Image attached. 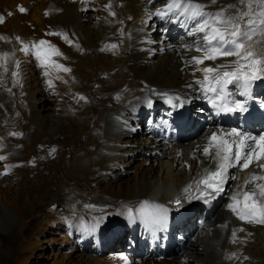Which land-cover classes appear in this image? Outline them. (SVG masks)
Here are the masks:
<instances>
[{
	"label": "bare ground",
	"instance_id": "6f19581e",
	"mask_svg": "<svg viewBox=\"0 0 264 264\" xmlns=\"http://www.w3.org/2000/svg\"><path fill=\"white\" fill-rule=\"evenodd\" d=\"M117 1L124 2L117 10L120 24L125 22L118 31L113 22H103L106 15L104 10L99 8L93 12L82 0H0V12L5 13L8 9L12 13L0 26V37L7 39V42L0 44L4 57L6 54L13 59V56L19 55L16 37L25 38L24 34L29 29L26 21L33 22L37 29L43 30L48 25L65 27L77 38V46L74 47L59 43L61 55L58 60L60 62L63 57L64 65L69 69L65 77L58 74L55 80L46 83L45 77L40 75L33 63L25 62L19 69V75L14 78L11 77L14 64L7 62L4 65L6 73L0 81V104L5 101V106L0 108V135L6 140L7 151L0 154L4 156V166H8L5 171L9 178L0 181V264H25L23 261L30 258L32 251L41 244L42 235L48 229L54 231L56 227H61L62 213H68L71 224H79L85 239L93 238L97 244L108 242L112 234L107 231V214L117 211L118 217L132 227L133 206L141 199L150 206L153 201H148V196H155V205L172 204L184 193L179 188H185L189 178L198 175L203 165L214 167V164H210V158L202 154L200 146L202 138L215 130L213 123L206 132L186 138L187 141L173 143L168 149L167 142L149 139L145 130L140 133L122 129L119 127L121 118L118 121L115 115L125 114L133 103L140 100L142 91L156 86L165 87L163 94L166 95L175 94L174 88H179L181 94L192 98V103H198L191 110V115L197 116L196 113L201 111L199 104L203 94L198 97L195 90L197 82L204 80L202 69L233 65L235 56H218L215 60L205 59L203 63L196 64L192 58L203 57L206 53L193 49L186 59V67L180 62V59H185L183 52L171 48L169 36L173 37V33L157 34L156 30L163 24L162 19H150L139 0H115V4ZM229 3H238V0H218L217 6L223 8ZM91 5L96 6L95 3ZM20 6L27 7L28 12L19 14L17 7ZM232 12L233 9L228 10V13ZM128 14L133 15V21L124 20ZM141 17L145 20V26L148 22L147 27L154 30V38L163 41V45L158 46V50L146 59L136 42L134 29V22ZM176 25L181 26L179 22ZM121 33L124 37H121ZM202 35L192 36L194 48L201 43ZM250 43H254L257 53H264L261 52L264 50V36L256 35ZM113 52L114 56L111 54ZM133 68H137L138 73ZM226 70L229 69H220L221 72ZM208 75L211 78L214 74ZM18 79L23 82L21 87L16 85ZM5 87L10 88L11 95L4 92ZM43 90L50 92L55 102L50 103L48 100L52 97H46ZM18 106L23 109H16L13 118H7L9 114L5 109ZM196 124L200 126V123ZM37 144L44 153L37 148ZM142 148H146V151L142 152ZM139 158L141 162L137 164L132 178L128 180L126 175L123 181L121 174L128 173L124 168ZM252 172L260 174L262 170L252 166L244 172L239 171L237 181L244 179V175L248 179ZM28 174L35 176L38 184L29 182ZM93 181H97L94 189L87 196L83 192L77 206L73 207L78 196L73 183L92 185ZM2 184L4 189L1 188ZM23 186L26 190H22ZM228 190L226 188L224 196L232 204ZM50 191L56 193L49 194ZM190 192L185 195L188 196ZM206 199L205 196L204 200L196 202L205 204ZM107 204L108 207L104 206ZM54 205L60 207L57 214L51 211ZM87 211L92 212L86 214ZM212 213V210L207 212ZM6 218L11 220L6 221ZM227 218V212L222 207L215 214V222ZM233 218L241 220L235 213ZM210 221L207 218L206 222ZM256 225L250 228L253 233L244 250L226 246V237L221 231H215L212 236L200 232L201 238L192 243L184 254L156 262L240 264V260H244L242 264H264V224ZM235 229L244 234L239 226L236 225ZM154 262L142 264H157ZM58 264L65 263L62 261ZM73 264L113 262L81 254Z\"/></svg>",
	"mask_w": 264,
	"mask_h": 264
},
{
	"label": "snow or ice",
	"instance_id": "6c2138e0",
	"mask_svg": "<svg viewBox=\"0 0 264 264\" xmlns=\"http://www.w3.org/2000/svg\"><path fill=\"white\" fill-rule=\"evenodd\" d=\"M82 2L87 3L88 0ZM210 4H217V0H210ZM208 7L209 5L202 3L201 0H165V7L157 9L154 13L150 12L149 16L154 15L169 20L174 18V22H179L181 27L188 29L189 36L203 34L196 50L206 54L203 57H193L192 60L196 64L203 63L205 59L215 60L218 56H235L237 59L233 65L202 69L205 73L204 80L197 83L202 85L206 93H215L216 100L223 101L218 105L222 111H246L245 106L236 101H232L230 106L224 96V90L228 84L235 83L246 92L253 81L264 79V53H257L254 50V43H250L254 36H264V0H238V3H229L217 11H208ZM229 9H233L234 12L228 13ZM19 11L23 13L27 10L19 7ZM8 15L12 13L9 12ZM3 20L4 18L0 16V23H3ZM46 43L47 41L41 40L39 45L31 46L37 49L34 53L37 60L45 59L40 49ZM22 50L28 54L30 46L25 45ZM52 51L59 54L58 49L53 48ZM57 67L61 66L57 65ZM222 68L229 70L221 72ZM64 70L69 71V69ZM209 73L214 75L210 78ZM216 100H213L214 104ZM202 154L211 157L215 167L205 168L202 178L196 181V191L201 194L197 198L206 196L211 199L223 193L227 181L237 178L235 174H230V169L243 171L255 166L262 170L260 174L255 172L249 174L244 185L239 186L242 190L231 197L233 203L228 207L241 220L264 224V133L252 135L238 131L236 128L225 133L221 129L219 136L216 132L211 134L208 142L203 146ZM257 181L262 182L257 183ZM248 185L252 187L248 188ZM191 188L192 185L185 187L184 193H189ZM175 203L179 205L181 200L178 198ZM138 211L144 218L158 222L165 218L168 210L159 205L150 206L145 201Z\"/></svg>",
	"mask_w": 264,
	"mask_h": 264
},
{
	"label": "rangeland",
	"instance_id": "374dc122",
	"mask_svg": "<svg viewBox=\"0 0 264 264\" xmlns=\"http://www.w3.org/2000/svg\"><path fill=\"white\" fill-rule=\"evenodd\" d=\"M139 2H141L144 6H145V9H146V11L148 12V13H152V9H151V5L154 3V2H156V1H154V2H152V0H148V1H144V0H139ZM154 18H156V16H151L150 17V19H153L154 20ZM151 21V20H150ZM29 22H31V21H26V24H27V26L29 27V29H28V33H26V34H24V36H25V38H27V36L29 35V34H33L34 32H37V30L38 29H35V28H33L32 29V27L33 26H35L34 24H33V22H31L30 24H29ZM29 24V25H28ZM31 25V26H30ZM163 25H164V23L161 25V28L163 27ZM0 26H3V24L2 25H0ZM176 26H178V25H176ZM167 34H169V31H167ZM173 37H175V35L173 34ZM172 37V38H173ZM23 65V64H22ZM129 66H131V65H129ZM133 70L136 72V73H138V69L137 68H133ZM30 74V73H29ZM137 76H139L138 74H137ZM1 87V86H0ZM6 88V87H5ZM4 88V89H5ZM9 88V87H8ZM44 88V87H43ZM10 89H9V91H6V90H4V92L5 93H7V94H9V95H11L10 94ZM43 92H44V95L46 96V97H52V99H50V100H48L50 103L51 102H55V100H54V96L50 93V92H45V90H43ZM48 101H45V103H47V104H49V102ZM5 102V101H4ZM2 103V104H0V108L2 107V106H5V103ZM23 109V107L22 106H18V107H16V108H14V109H5L6 110V114H9V115H6V117L7 118H13L12 116H13V112L16 110V109ZM0 147L2 148V149H0V152H2V151H7V143H6V140H4L3 139V135H0ZM37 148L39 149V147H38V144H37ZM40 151H41V149H39ZM143 151H146V148H142V152ZM42 152V151H41ZM33 153H35V151H33ZM42 153H44V151L42 152ZM156 155H159V153L158 154H156ZM0 157H3V159H4V156L3 155H1L0 154ZM139 157H142V156H139ZM3 159H0V181H4V180H7V178H9V174L5 171V167L7 168L8 166H4V163H3ZM140 160H135L132 164H131V166H128V167H125L124 168V170L126 169V170H128V173L126 174V173H122L121 174V179L122 178H125L124 176H126V175H128V180H130L131 178H132V175H134V173H135V169H136V167L138 166L137 164H139L140 162H141V158H139ZM148 164V163H147ZM30 167H33L32 165H29ZM117 171V170H116ZM119 171V170H118ZM7 177V178H6ZM28 178H29V182H33V184H38L37 182L39 181V180H36L37 178L34 176V177H32V175L31 174H28ZM123 181H124V179H122ZM47 182H48V180L47 181H45V183H46V185H47ZM96 182L97 181H93L91 184L92 185H86V184H84V183H82V182H74L73 184H74V186L75 187H77V190H78V196L76 197V199H75V201H74V205H72L73 207H76L77 206V200L79 199V198H81L82 197V195H83V192L85 193V195L87 196L88 195V193L89 192H91L93 189H94V186H95V184H96ZM43 185H44V183H43ZM26 186V185H25ZM25 186H23L22 187V190H26V188H25ZM45 186V185H44ZM81 186V187H80ZM102 187H104L103 185H102ZM1 188L2 189H4L5 187H4V184H2L1 185ZM104 191H106V189H104ZM56 193V192H55ZM55 193H53V191H50V193L49 194H55ZM82 194V195H81ZM51 196V195H50ZM53 196V195H52ZM80 196V197H79ZM116 197H114V199H115ZM111 202H115V200H112ZM46 204H44V206H45ZM76 205V206H75ZM104 206H107L108 207V204L107 205H104ZM51 207L52 206H50V209H51ZM70 207V206H69ZM56 209V210H55ZM71 209H72V207H71ZM74 209V208H73ZM220 209V208H219ZM218 209V210H219ZM60 210V207L59 206H56V205H54L53 206V210H51L52 212H55L56 213V211H59ZM75 210V209H74ZM79 210V209H78ZM77 210V211H78ZM217 210V211H218ZM91 212L92 211H87V212H85L86 214L88 213V214H91ZM60 213H62V212H60ZM47 214H50V212H47ZM57 214V213H56ZM55 214V215H56ZM63 214V222H62V220L60 221L61 222V227L60 228H58V227H56V229L53 231L52 229H48L47 231L48 232H46V233H44V235H42V237H41V239H40V241H41V244L38 246V247H36L33 251H32V256L30 255V258H28L26 261L24 260L23 261V263H25V264H58V262H62V261H64V263L65 264H73V263H76L77 261H78V259L80 258V256H81V254H83V255H89V256H91L92 258H99V259H101V260H104V261H108V259H107V255L108 254H105V255H103L102 257H93L91 254H89V253H87V252H82V251H80V250H75V249H77L76 248V246L74 245V243H73V241H71V240H69L68 238H67V236H66V225L67 224H69L70 223V220H69V222H68V219H69V217L70 216H68V213L65 215L64 213H62ZM107 214V213H106ZM8 216V215H7ZM67 216V217H66ZM16 218V220H20L19 219V217H15ZM106 219H107V226H108V232L109 233H111L112 235H115V234H120L121 232H123V230H124V228H126V227H128V224H126L124 221H122L121 220V218H119L118 217V215H117V211L114 213V214H112V213H109V214H107V216H106ZM6 221H9V220H11V218H9V219H5ZM68 222V223H67ZM58 223H59V221H58ZM64 223H66V224H64ZM63 225V226H62ZM62 234L64 235V236H62ZM122 236H123V234H122ZM51 238V239H50ZM63 238H64V240H63ZM65 238H67V239H65ZM53 239V240H52ZM90 239H92L93 241H94V239L93 238H89V239H87V240H90ZM97 242V241H96ZM247 244H248V242H246L245 244H243V245H239V249H242V250H244L245 248L244 247H246L247 246ZM231 247H233V246H231ZM234 248V247H233ZM71 249V250H70ZM113 255H115V254H113ZM63 258V259H62ZM78 258V259H77ZM61 260V261H60ZM152 261H158V260H150V261H145V263L147 262V263H149V262H152ZM159 261H162V260H159ZM241 261V263L240 264H242L243 262H244V260H240ZM154 262V263H155ZM157 264L158 263H160V262H156ZM151 264H153V263H151Z\"/></svg>",
	"mask_w": 264,
	"mask_h": 264
}]
</instances>
